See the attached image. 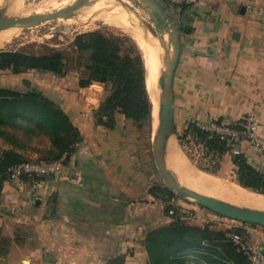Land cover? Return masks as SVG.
<instances>
[{
  "label": "crops",
  "instance_id": "obj_1",
  "mask_svg": "<svg viewBox=\"0 0 264 264\" xmlns=\"http://www.w3.org/2000/svg\"><path fill=\"white\" fill-rule=\"evenodd\" d=\"M260 7L264 0H204L166 8L179 30L172 81L177 133L196 120L240 123L251 113L264 149ZM0 87L42 93L66 112L80 133L76 152L58 177L44 178L42 187L27 178L3 182L0 264H147L146 233L173 221L166 204L191 213L189 224L216 228L211 222L219 221L229 226L192 202L175 196L165 202L150 194L160 181L142 133L122 115L115 116L112 129L95 120L104 95L101 83L79 88L68 74L0 70ZM2 143L0 148L10 147ZM248 146L241 144L242 150ZM230 227L264 251V227L236 221Z\"/></svg>",
  "mask_w": 264,
  "mask_h": 264
},
{
  "label": "trees",
  "instance_id": "obj_2",
  "mask_svg": "<svg viewBox=\"0 0 264 264\" xmlns=\"http://www.w3.org/2000/svg\"><path fill=\"white\" fill-rule=\"evenodd\" d=\"M72 47L74 56L64 52L36 55L22 50H0V70H9L13 74L39 70L64 77L68 74L70 63H74L78 70L76 85L79 88L93 82L103 85L104 95L93 113L98 124L112 129L115 116L122 115L138 130L147 127L151 118V104L146 91L143 60L136 47L125 44L121 38L96 31L77 34ZM6 128L21 129L27 140L34 136L46 137L50 144L49 155L36 158L38 160L52 161L65 155V161H68L80 141L78 128L53 100L35 90L22 93L0 87V138L10 146L0 148V195L3 182L10 180L9 167L31 160L24 158L17 149L26 148V144L21 143L13 132L8 134ZM189 136L203 149V157L210 155L213 162L211 168H198L217 174L219 160L228 152L229 146L225 142L208 139L194 122L187 124L179 138ZM231 157L235 166L234 181L242 188L264 195V155H255L253 163L248 162L244 153ZM156 191L163 192L166 197L163 199ZM149 192L165 202L175 196L161 182L154 184ZM170 209V205L166 204L164 210L168 213ZM172 217L173 221L146 233L143 246L147 264H190L191 255L206 264H248L245 256L237 252L225 237L227 231L243 237L237 227L224 230L185 223L180 219L178 208H175Z\"/></svg>",
  "mask_w": 264,
  "mask_h": 264
},
{
  "label": "rangeland",
  "instance_id": "obj_3",
  "mask_svg": "<svg viewBox=\"0 0 264 264\" xmlns=\"http://www.w3.org/2000/svg\"><path fill=\"white\" fill-rule=\"evenodd\" d=\"M5 1L0 0V4L2 5ZM158 1L164 7L168 8V10L173 7V5L163 0ZM17 5L21 9L12 7L2 16L0 35L3 32V38L0 39V50H22L36 55L64 52L68 56H74L72 47L74 37L77 34L89 31H96L106 36L121 38L125 44H133L136 47L143 60L146 91L151 104L149 124L144 129L138 131L142 133V137L148 143V147L151 150L150 132L153 128L152 117L157 110V98L162 82L159 77V60L162 58L165 64H167L171 54V47L159 39L161 36L164 40L170 42L166 31L156 28L152 19L147 15L137 0H19ZM29 15L35 16L37 20L30 23L19 22L20 18H27ZM135 17L139 18L141 24L136 21ZM142 41L145 42L144 46ZM158 49H161L159 54ZM77 73L78 70L75 68L74 63H70L68 66V75L77 78ZM154 107L155 110H153ZM5 131L8 134L13 132L21 143L26 144V148L16 147L19 149V152L23 153L24 158L36 159L48 157L49 154L47 152L50 144L46 137L32 136L33 138L31 140H27L21 129L16 128L13 130L6 128ZM178 134L175 130L172 166L175 158L178 157L194 169L212 175L221 183L224 193L209 194L204 191L202 192L237 202L235 198L236 192L239 190V187H242L234 181L235 166L232 162V157L225 153L220 158L217 174L204 171L198 168V166L211 168L213 162L210 160V155L203 157V149L195 144L190 136L180 139ZM0 141L3 142L2 144L8 145L2 138H0ZM151 159L153 166H155L153 155H151ZM66 163L68 161H65ZM173 167L175 168V166ZM154 168L156 180L161 182V176L156 167ZM179 174L185 177L182 173ZM156 192L163 199L166 197L163 192ZM169 205L174 213L168 215L174 216L176 207L171 204ZM246 207L252 208L251 206ZM178 214L185 215L187 213L178 209ZM217 218L218 220H222L221 223L227 222L229 226L226 224L218 225L217 223L219 221L211 223L216 228L224 230L231 228L230 224L235 222L219 215ZM183 221L187 223V217Z\"/></svg>",
  "mask_w": 264,
  "mask_h": 264
},
{
  "label": "water",
  "instance_id": "obj_4",
  "mask_svg": "<svg viewBox=\"0 0 264 264\" xmlns=\"http://www.w3.org/2000/svg\"><path fill=\"white\" fill-rule=\"evenodd\" d=\"M18 1L6 0L0 6V25H2V16L10 8L21 9L17 7ZM137 2L152 19L156 28L165 30L170 39V42H167L161 36L159 37L162 42L171 47V54L167 64L162 58L159 60V77L162 82L157 98V127L152 128L150 132L152 155L155 167L161 176L162 185L170 189L175 197L192 202L226 219L264 227V210L227 202L206 194L192 186L172 168L175 147L172 81L180 52L179 30L167 9L158 0H137ZM135 19L141 24L138 17ZM36 20L35 16L29 15L27 18H20L19 22L30 23Z\"/></svg>",
  "mask_w": 264,
  "mask_h": 264
},
{
  "label": "built area",
  "instance_id": "obj_5",
  "mask_svg": "<svg viewBox=\"0 0 264 264\" xmlns=\"http://www.w3.org/2000/svg\"><path fill=\"white\" fill-rule=\"evenodd\" d=\"M168 4L180 7L185 3L200 2L204 0H163ZM259 11L264 14V7ZM195 125L206 134L208 139H216L225 142L229 146L227 154L236 156L244 153L248 162L253 163L255 155L263 154V143L257 135V121L254 115L247 113L240 123H230L217 121L214 119L196 120ZM180 135V133L178 134ZM179 137V136H178ZM242 142L249 144L247 150H242ZM65 167V155L57 160L47 161L31 159L11 165L8 169L10 180H20L23 177L38 180V186L42 187V180L46 177H58ZM173 209L168 211L172 215ZM186 215V216H185ZM180 215V219H186L191 213ZM226 240L231 242L237 252L242 253L248 264H264V251L257 242L249 243L243 237L235 234L233 231L225 233ZM190 264H206L195 256H189Z\"/></svg>",
  "mask_w": 264,
  "mask_h": 264
},
{
  "label": "bare ground",
  "instance_id": "obj_6",
  "mask_svg": "<svg viewBox=\"0 0 264 264\" xmlns=\"http://www.w3.org/2000/svg\"><path fill=\"white\" fill-rule=\"evenodd\" d=\"M2 1V0H1ZM1 5V4H0ZM18 7V5H17ZM20 8V7H19ZM12 33V32H11ZM3 35V32L1 33ZM0 35V39L3 38V36ZM143 46L145 45V42L142 41ZM161 52V49H158V54ZM155 110V107L153 108ZM152 125L153 128L157 127V110L155 112V115L152 117ZM177 152V151H176ZM177 154V153H176ZM175 166V168L173 167ZM172 168L177 172V173H182L185 175V179L196 189H201L200 191L207 192L209 194L215 193V194H220L224 193V189L221 186V183L212 175H208L204 172H201L199 170L194 169L191 165L188 163L186 164L181 160L180 158H175V162H173ZM217 197V196H215ZM221 200L235 203L238 205H245V206H251L252 208H258L264 210V197L263 195L256 194L254 192H250L247 189L240 188L236 192V200L237 202L227 200L225 198H220L217 197Z\"/></svg>",
  "mask_w": 264,
  "mask_h": 264
}]
</instances>
